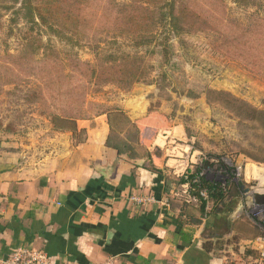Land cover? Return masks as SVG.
<instances>
[{
    "label": "crops",
    "instance_id": "crops-1",
    "mask_svg": "<svg viewBox=\"0 0 264 264\" xmlns=\"http://www.w3.org/2000/svg\"><path fill=\"white\" fill-rule=\"evenodd\" d=\"M136 92L111 103L137 127L161 175L141 167L143 158L118 155L106 145L105 114L77 120L86 132L82 142L49 123H38L20 142L14 137L13 149L0 139V258L25 246L42 250L53 263L223 264L226 257L205 251L204 240L238 237L250 244V234L238 227L250 223L241 217L242 195L230 201V210L187 226L194 229L188 244L177 237L178 207L132 204L129 197L139 192L167 201L164 176L179 177L200 159L184 126L150 109ZM241 174L244 182L264 177L262 168L250 163L242 165ZM175 186L171 179L170 190ZM179 186L185 193L184 184Z\"/></svg>",
    "mask_w": 264,
    "mask_h": 264
},
{
    "label": "rangeland",
    "instance_id": "rangeland-1",
    "mask_svg": "<svg viewBox=\"0 0 264 264\" xmlns=\"http://www.w3.org/2000/svg\"><path fill=\"white\" fill-rule=\"evenodd\" d=\"M221 1L219 8L212 11H206L209 5H202L200 0L189 2L208 19L212 25L209 30L176 35L167 27L160 28L155 31L153 42L146 46H136L129 36L100 30L96 34L88 33L74 51L78 60L89 64L96 62L95 48L99 54L143 55L153 65L150 83L137 82L128 88L116 83H100L97 91L92 86L88 88L86 101L100 106L113 105L122 94L135 89L137 94L146 97L150 109L159 110L162 116L180 122L191 145L199 152V163L207 158L214 164V167L202 171L208 179L224 182L228 177L223 171L216 170L215 165L235 167L232 181L245 183L240 194L244 199L241 217L253 224H257L256 220L260 222L258 229L264 235V224L250 214V211H262L261 220L264 221V177L244 182L241 174L244 163L264 171V116L252 118L247 114L249 106L264 110V0H257L255 6L238 5L232 0ZM99 2L103 4L106 0L94 1V9ZM10 19L8 12L0 29V139H5L10 145L8 149H13L14 137L20 142L19 138L26 137L38 123L48 125L50 122L40 103L31 99H34L38 80L29 77L25 66L13 70L2 62L10 61L7 54L16 55L24 42L26 26L20 21L12 24ZM35 31L43 43L51 40L56 48L65 50L66 46L47 29ZM248 38L253 47L260 45L263 55L257 56L256 50L241 45ZM248 54L253 64L260 67L259 72L257 67L251 69L244 64L242 59H248ZM65 67L68 74L69 68ZM68 76L72 83L84 84V89L88 87L78 73ZM218 92L227 96L219 97ZM171 191L180 199L186 196L179 184ZM243 245L240 239L233 238L228 245L233 247V250L228 248L229 258L238 259ZM235 248L239 251L235 252ZM259 257L258 253L257 260Z\"/></svg>",
    "mask_w": 264,
    "mask_h": 264
},
{
    "label": "trees",
    "instance_id": "trees-1",
    "mask_svg": "<svg viewBox=\"0 0 264 264\" xmlns=\"http://www.w3.org/2000/svg\"><path fill=\"white\" fill-rule=\"evenodd\" d=\"M94 1L98 0H0V29L2 19L8 12L12 24L20 21L26 26L23 33L24 42L22 41L18 53L13 56L7 54L10 61L2 62L13 70L25 66L29 77L34 76L38 80V88L33 93L34 99H31L40 103L42 112L49 119L54 130L70 131L76 142H82L86 132L85 129L77 128V120H89L105 114L109 126L106 145L113 148L118 155L126 154L130 159L143 158L144 163L141 167L161 175L162 171L153 164L152 153L140 143L137 127L130 122L122 109L114 105L100 106L86 101L90 86L97 91L101 84L107 83H116L124 88L131 87L137 82L150 83V71L153 65L148 63L143 55L124 52L99 54L97 48L94 49L96 62L89 64L77 59L74 48L80 46V42L88 37V33L96 34L100 30L129 36L136 46H146L153 42L154 33L160 28L167 27L168 31L179 35L206 31L212 25L202 11H196L189 5L190 1L196 2V0H127L126 2L106 0L103 4L99 2L96 9H94ZM232 1L243 6L257 5V0ZM200 2L202 5H209L206 11H212L219 8L222 1L200 0ZM253 25L254 23L251 24ZM36 29H47L66 46V51L56 48L51 40L43 43ZM250 31L249 27L248 33ZM245 44L248 48L256 50L257 56L263 55L260 45L253 47L249 38L241 43V45ZM37 55L40 57L36 58ZM250 58L248 54V59H242L244 64L251 69L257 67L259 72L260 67L254 65V61ZM65 66L69 68L68 74ZM74 72L88 83V87L85 86L84 89V84L70 81L71 77L68 75ZM216 95L227 96L226 93L221 92ZM247 114L252 118L257 115L264 116V110H256L249 106ZM215 166L216 170L228 175L224 182L208 179L203 174V169L214 167L207 158L187 169L179 177L164 176V194L168 205L170 209L179 208L177 220L181 229L177 237L181 243L188 244L192 241L194 229L187 226L198 224L200 218L230 210V201L239 196L243 190L245 184L243 181H232L235 167H225L222 164ZM171 179L179 185L187 184L188 199H180L171 193ZM203 190H206V196L201 195ZM241 223L238 227L241 229L243 226L242 229L250 234L251 240L264 236L259 232L257 224L247 222L241 225ZM233 238L235 237L204 240L202 248L207 252L219 251V256L230 259L227 251ZM236 240L239 238L236 237ZM235 249V252L239 251L238 248ZM230 250H233L232 246ZM258 253L256 249L243 245L241 256L238 257L248 261L257 259ZM142 261L148 260L142 259Z\"/></svg>",
    "mask_w": 264,
    "mask_h": 264
},
{
    "label": "built area",
    "instance_id": "built-area-1",
    "mask_svg": "<svg viewBox=\"0 0 264 264\" xmlns=\"http://www.w3.org/2000/svg\"><path fill=\"white\" fill-rule=\"evenodd\" d=\"M184 186L186 187L185 193L187 196L188 195L187 184H184ZM201 195L206 196V190H203L201 192ZM129 198L132 204L138 207L144 206L146 204L161 203L162 205H166V206L168 204V202L165 201L164 199L158 200L157 197L149 193H140V192L134 193L131 194ZM186 199H188V196L186 197ZM250 214L252 218L259 219L264 224V221L261 220L263 217L262 211H250ZM255 222L259 226L261 225V223L258 222L257 220ZM248 247L254 248L259 252L260 257L258 260L253 259L247 262L241 258L238 259L225 258L223 264H264V236L253 239L248 245ZM0 264H70V263L66 260H60L57 263H53L42 250H34L29 247L19 246L12 249L6 257L0 258ZM104 264H110V263L106 262Z\"/></svg>",
    "mask_w": 264,
    "mask_h": 264
},
{
    "label": "water",
    "instance_id": "water-1",
    "mask_svg": "<svg viewBox=\"0 0 264 264\" xmlns=\"http://www.w3.org/2000/svg\"><path fill=\"white\" fill-rule=\"evenodd\" d=\"M263 105H264V103H263Z\"/></svg>",
    "mask_w": 264,
    "mask_h": 264
}]
</instances>
